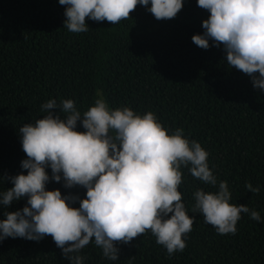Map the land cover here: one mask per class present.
<instances>
[{
  "label": "trees",
  "instance_id": "16d2710c",
  "mask_svg": "<svg viewBox=\"0 0 264 264\" xmlns=\"http://www.w3.org/2000/svg\"><path fill=\"white\" fill-rule=\"evenodd\" d=\"M65 7L59 0H0V177L27 174L18 131L46 115L42 104L71 99L83 113L100 93L112 110L152 112L169 134L183 129L209 153L210 170L218 182H227L230 203L255 209L261 220L242 213L234 235L218 234L191 211L198 188L215 192L218 185H204L182 166L178 190L194 217L184 251L168 256L147 232L116 245L118 261L105 258L91 242L80 253L84 264H264V90L227 66L223 46L204 50L192 42L193 35L203 34L202 21L210 13L197 0H184L174 19L158 21L138 5L117 25L86 18L89 30L71 33L63 28ZM77 131H84L79 123ZM46 171L51 177V169ZM246 182L259 185L260 193L248 192ZM12 187L0 180V191ZM46 189L86 196L85 189H66L63 182L50 181ZM25 204L26 198L0 205V220ZM0 264L70 262L51 236L39 242L9 237L0 242Z\"/></svg>",
  "mask_w": 264,
  "mask_h": 264
},
{
  "label": "clouds",
  "instance_id": "9594fccd",
  "mask_svg": "<svg viewBox=\"0 0 264 264\" xmlns=\"http://www.w3.org/2000/svg\"><path fill=\"white\" fill-rule=\"evenodd\" d=\"M59 4L66 6L63 28L85 33L86 18L117 25L138 5L158 21L174 19L184 0H59ZM197 6L210 15L202 21L203 34L193 35L192 42L204 50L223 46L227 66L264 90V0H197ZM41 111L46 115L18 131L27 157L21 168L27 174L0 177L13 185L0 191V205L7 208L26 198L22 209L5 211L0 242L9 237L39 242L51 236L70 264H84L86 257L80 253L91 242L105 258L118 261L116 245L151 232L168 256L183 252L194 217L188 215L178 190L182 166L204 185H218L215 192L198 188L191 209L218 234L234 235L242 213L261 220L255 209L230 203L228 184L218 182L200 143L187 139L180 128L169 134L152 112L112 110L100 93L83 113L71 99L59 104L50 99ZM78 123L84 131H77ZM50 181L63 182L66 189L79 186L86 196L47 190ZM245 188L252 194L261 191L247 182ZM77 202L78 208L72 206Z\"/></svg>",
  "mask_w": 264,
  "mask_h": 264
}]
</instances>
